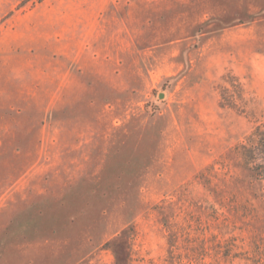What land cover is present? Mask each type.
<instances>
[{"label": "rangeland", "instance_id": "374dc122", "mask_svg": "<svg viewBox=\"0 0 264 264\" xmlns=\"http://www.w3.org/2000/svg\"><path fill=\"white\" fill-rule=\"evenodd\" d=\"M264 0H0V264H264Z\"/></svg>", "mask_w": 264, "mask_h": 264}, {"label": "trees", "instance_id": "16d2710c", "mask_svg": "<svg viewBox=\"0 0 264 264\" xmlns=\"http://www.w3.org/2000/svg\"><path fill=\"white\" fill-rule=\"evenodd\" d=\"M237 149L252 175L264 184V120L253 128Z\"/></svg>", "mask_w": 264, "mask_h": 264}]
</instances>
